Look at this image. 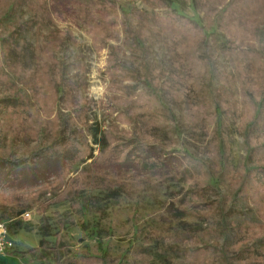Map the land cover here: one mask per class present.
<instances>
[{"label":"rangeland","instance_id":"obj_1","mask_svg":"<svg viewBox=\"0 0 264 264\" xmlns=\"http://www.w3.org/2000/svg\"><path fill=\"white\" fill-rule=\"evenodd\" d=\"M38 1L16 0L0 21V219L29 206L9 230L13 246L0 264H83L90 256L98 260L86 264H185L194 245L217 252L215 264H264V240L243 246L254 250L233 248L242 228L258 221L256 205L235 189L243 167L264 168V0H115L114 21L96 14L93 27L54 16L37 24ZM171 12L203 27V36L163 24ZM51 35L59 36L58 47L43 74L34 49ZM179 47L202 63L200 78L177 63ZM193 83L199 89L187 95ZM139 93L157 95L165 107L148 98L132 103ZM78 96L92 102L85 123L75 117ZM190 102L201 107L199 122L187 116ZM103 132L189 151L215 177L225 168V184L212 182L198 195L190 183L155 171L95 170L91 156L75 163L31 156L69 137L96 156L105 148ZM213 145L221 166L209 156ZM89 177L95 181L79 188ZM105 179L133 185L111 193ZM67 185L80 191L81 202H58ZM203 200L217 203L211 218L185 212ZM40 241L44 247L28 254ZM57 244L65 248L59 261Z\"/></svg>","mask_w":264,"mask_h":264},{"label":"trees","instance_id":"obj_2","mask_svg":"<svg viewBox=\"0 0 264 264\" xmlns=\"http://www.w3.org/2000/svg\"><path fill=\"white\" fill-rule=\"evenodd\" d=\"M1 1V0H0ZM13 2H4L0 7V21L9 16L10 10L13 7ZM38 1V0H37ZM160 5L164 6L162 0H156ZM39 5L33 8L34 12L38 14L34 16V21L39 24L43 21H52V17L59 19H80L83 22H90V26L93 27V20L89 17L102 14L108 15L115 19V11L118 6L115 4V0H50L49 8L44 0L38 1ZM52 14V16H51ZM114 15V16H113ZM168 19H163L162 22L165 25L174 26L177 31L185 36H190V33L198 35L200 38L204 34V29L196 22L184 15L171 12ZM41 17V19H40ZM110 21V22H112ZM175 23V24H174ZM59 36H52L47 38L43 46H36L34 49V56L37 62V70H41L44 74L52 66L54 60L53 53L58 47ZM184 37H182V40ZM95 41V40H94ZM97 41V40H96ZM98 45V44H97ZM41 47V48H40ZM102 46H98L100 49ZM178 51L181 53L180 57H177V63L182 66H186L187 72L191 75L192 79L200 78L201 74V62L188 52L186 55V50L183 47H179ZM47 72V71H46ZM194 77V78H193ZM193 83L190 89L186 90L187 93L196 92L200 85H194ZM53 88V87H52ZM125 89L135 90V87H124ZM51 92L55 96V89H51ZM52 94V95H53ZM188 95V94H187ZM40 98V97H39ZM78 102L80 107L77 109L76 118L82 123L86 121V112L88 108L92 105V102L87 101L81 96H78ZM148 98L150 105L158 107V109L164 108L162 100L157 97V95L151 94L149 96L142 95L141 93L136 95L135 100H131L132 103L138 104L144 102L143 99ZM43 100L42 98H40ZM189 99V98H188ZM186 113L190 116L194 122H199V117L201 114V107L195 106L194 104L187 103ZM250 118L246 120H251V124L258 119V109L255 107L250 109ZM219 112L215 111V121L219 124ZM37 124V121H36ZM39 128V127H38ZM36 129V133H40L39 129ZM35 133V134H36ZM103 140L105 142V148L102 152L98 153L96 156H92L91 148L83 140H78L76 137H69L66 140H61V142L54 145L43 148L42 150L31 155L33 158L48 159V160H68L71 163L83 161L91 156L92 161L90 162V167L95 170H100L101 168H112L116 171L127 170L132 173H143L155 171L156 175L162 178H176L187 183H190L193 192L198 195H202L203 192L211 186L212 182H217L219 184H225L223 182L226 174L225 168L221 169L223 175L215 177L212 172H210L208 164L197 156L193 155L189 151L185 150H167L165 146L151 145L147 142H133L125 139H118L117 137L109 134L108 132H103ZM213 152L210 150L211 154L209 156L212 160L220 165V161L217 159L218 147L213 145ZM217 149V151H216ZM32 159V158H31ZM25 162L29 164L30 159H24ZM221 166V165H220ZM221 168V167H220ZM244 178L241 184L236 187V196L239 198L247 199L256 205V213L258 216V221L249 224L247 227L242 228V239L233 248L238 249L242 246L240 250L248 249L254 250L253 246H246L248 243H256L257 241L264 240V168L248 169L243 167ZM216 178V180H215ZM90 180L95 181L93 178L83 179L78 181L79 188H83L90 185ZM124 180L119 179L115 181L114 179H105V187L112 193L119 190V188H126ZM127 185H133V183H126ZM80 189V190H81ZM77 189L72 186L67 185L63 194L59 197L58 202H66L70 200H76L81 202V196H79ZM216 202H208L203 200L202 202L194 205H190V208L185 209V212L190 216L203 217L204 219H209L216 212ZM29 210L28 207H22L19 209H10L1 215L2 221L8 222L9 230L12 226L18 225L20 218ZM44 247V241H40L39 246L28 252V254H35ZM238 249V250H239ZM65 248L62 245L57 244L54 248V257L56 261H59L62 257V253ZM217 257V252H215L210 247L204 246H192L189 247L184 254L185 264H215V259ZM98 257H86L84 263L91 262Z\"/></svg>","mask_w":264,"mask_h":264},{"label":"built area","instance_id":"obj_3","mask_svg":"<svg viewBox=\"0 0 264 264\" xmlns=\"http://www.w3.org/2000/svg\"><path fill=\"white\" fill-rule=\"evenodd\" d=\"M8 222L0 220V256H5L12 249V242L9 236Z\"/></svg>","mask_w":264,"mask_h":264}]
</instances>
